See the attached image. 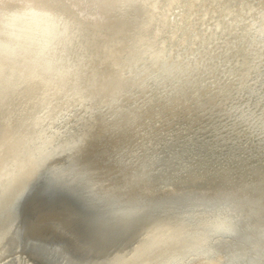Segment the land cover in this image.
I'll use <instances>...</instances> for the list:
<instances>
[{"label": "rangeland", "instance_id": "obj_1", "mask_svg": "<svg viewBox=\"0 0 264 264\" xmlns=\"http://www.w3.org/2000/svg\"><path fill=\"white\" fill-rule=\"evenodd\" d=\"M13 1L17 2L0 1V15L3 16L0 17V41L11 42L4 46L0 42L3 62L0 60V143L8 146L6 152V145H0V264H264V239H261L264 238V213L261 214L264 212V174L256 173H264V10L251 2L253 12L246 15L247 6L239 4L242 0H129L123 8V16L129 13L126 17L130 19L127 24L132 25L131 31L119 54L108 58L104 54L107 46L110 48L108 44L86 39L91 36L90 31L96 30L95 24L104 22L96 15L99 11L96 6L91 5L94 9L86 7L88 2L84 0H59L62 4L53 0L52 9L45 10L32 2L22 0V5L18 0L17 6ZM118 1L123 6L127 0ZM179 3L181 10L173 17ZM6 6L9 9L5 12ZM11 10L15 15L12 16ZM57 10L68 16L79 18L81 15L79 21H85L89 26L82 24L90 29L83 26H73V29L71 23L64 26L56 20L60 12ZM35 16H39L38 20L44 25L37 22ZM43 17L52 19L54 26ZM31 24L39 28L33 30ZM60 26L61 29L57 28ZM13 31L18 38L10 37ZM35 31H42L39 37ZM28 36L31 37L29 42ZM43 37L45 41H39ZM20 43L23 46L18 45ZM35 43L36 46L40 44L41 48L37 49L43 52L42 57L36 46L33 47ZM19 47L24 49L19 50ZM25 48L35 50L36 55L27 54ZM6 51L8 54L23 52L28 57L21 54L22 58L21 55L18 58V54L11 53L14 59ZM33 55L39 60L35 62ZM23 58L24 63L21 62ZM25 58H31L35 64ZM8 62L13 66L4 65ZM37 62L43 63L45 70L38 64L46 74L40 72ZM33 65L41 76L45 74L44 79L38 73L34 77L35 71H32L37 69L34 67L30 71L28 67ZM16 68L22 70L21 73L15 71ZM9 71L12 75L16 73L15 77ZM27 72L39 79V83L27 75L28 80L31 79L28 82ZM53 77L61 83L56 86ZM99 79L107 81V85ZM114 79L118 84H113ZM41 81L45 82L41 84ZM102 84L108 87L102 88ZM27 88H31L30 91ZM36 101L38 106L33 104ZM30 108L37 109L39 116ZM238 161L243 163L239 165ZM238 165L244 170L236 168ZM257 165H260L259 170ZM245 167L254 169L246 170ZM222 170L228 171L224 172L226 175ZM202 171L209 176L215 174L216 177L211 176L215 180L202 175ZM41 181L55 188L53 197L34 193V184ZM229 181H232L230 185L238 181L236 189L228 184ZM240 200L242 202H238ZM258 214L263 216L260 217L263 221ZM212 217L216 221L221 219V224ZM252 222L261 226H252ZM159 223L161 226L157 228ZM162 226H167L168 230ZM195 228L200 232H194ZM249 229L255 234L247 233ZM204 232L210 235L204 236ZM187 238L192 239L193 244L189 245ZM205 238L209 241L204 242ZM148 249L150 251H146ZM150 254L155 263L148 261L153 260Z\"/></svg>", "mask_w": 264, "mask_h": 264}, {"label": "bare ground", "instance_id": "obj_2", "mask_svg": "<svg viewBox=\"0 0 264 264\" xmlns=\"http://www.w3.org/2000/svg\"><path fill=\"white\" fill-rule=\"evenodd\" d=\"M0 1H1V0H0ZM4 1H6V0H4ZM16 1L18 2V0H16ZM24 1L32 2L33 4H35V6L38 5L39 7L43 8V9L45 8V10H46V8H48V9H52L51 7L53 6V5L51 6V4H52L51 1H53V0H24ZM57 1H59V0H57ZM57 1H56V2H57ZM60 1H63V0H60ZM60 1H59V2H60ZM65 1H66V0H65ZM79 1L81 2V1H83V0H79ZM128 1H129V0L125 1V2L123 3V6H121V5L119 4V1H118V0H87V1L84 0V1H83L84 3H85V2H88L87 5H89V6L86 5V7H90L91 5H92V6H96V7L98 8L97 10H99L98 13H97L96 15H98V17L100 16V17L104 20L103 23L100 22V23L98 24L97 22H99V21L96 22L97 24H95V26H94V27H96V30H95V31L93 30L92 32L90 31L91 36L88 37V38H86V39H87V40H90V41L94 40V41H96V42H100V43L102 42V43H104V44L106 43V46H107V44H108V45L110 46V48L107 46V48L105 49V52H104V54H105L106 56H108V58H109L110 56H114V54L118 53L120 50L123 49V47H124V42H125V39H126V36H127L128 33L131 31V30H130V28H131L130 26H132V25H129V23L127 24V21H128V20L130 21V19H128V18L126 17V16L129 15V13H128V15L123 16V14H125L123 8L126 6V4H127ZM11 2H12V0H11ZM17 2H14V1H13V3H16V5L18 4ZM19 2L22 3V0H21V1L19 0ZM56 2H55V3H56ZM83 2H82V3H83ZM136 2H137V1H136ZM2 3H3V2H2ZM2 3H1V4H2ZM8 3L10 4L9 1H8ZM8 3H7V4H8ZM50 3H51V4H50ZM55 3H54V4H55ZM60 3H61V2H60ZM62 3H63V2H62ZM62 3H61V4H62ZM65 3H67V2H65ZM82 3H81V4H82ZM84 3H83V4H84ZM138 3H139V2H138ZM56 4H57V3H56ZM61 4H59V5L61 6ZM67 4H68V3H67ZM129 4H130V3H129ZM136 4H137V3H136ZM5 5H6V4H5ZM11 5H12V4H11ZM13 5H14V4H13ZM22 5H23V3H22ZM59 5H58V6H59ZM2 6H3V5H1V7H2ZM14 6H15V5H14ZM17 6H18V5H17ZM19 6H20V5H19ZM31 6H32V5H31ZM79 6H80V5H79ZM92 6H91V7H92ZM120 6H121V7H120ZM134 6H135V5H134ZM6 7H7V6H6ZM11 7H12V6H11ZM20 7H23V6H20ZM27 7H28V6H27ZM68 7H69V6H68ZM84 7H85V5H84ZM86 7H85L84 9H86ZM144 7H145V6H144ZM2 8H3V7H2ZM15 8H16V7H15ZM24 8H26V7L24 6ZM24 8H23V9H24ZM28 8H29V7H28ZM64 8H65V7H64ZM70 8H71V7H70ZM70 8H68V9H70ZM76 8L78 9V7H76ZM92 8H93V7H92ZM125 8H126V7H125ZM3 9H4V8H3ZM7 9H9V8L7 7L6 10H4V11L6 12ZM13 9H14V8H13ZM13 9H12V10H13ZM17 9H20V8H17ZM23 9H20V10H23ZM43 9H42V11H44ZM56 9H58V7H57ZM62 9H63V8H62ZM77 9H76V10H77ZM89 9L92 10L91 8H88V10H89ZM93 9H94V8H93ZM117 9H119V10L121 11V13H119V11H118ZM136 9H137V8H136ZM1 10H2V9H1ZM12 10H11V11H12ZM60 10H61V9H60ZM60 10H59V11H60ZM88 10H86V11H88ZM137 10H138V9H137ZM2 11H3V10H2ZM8 11H9V10H8ZM11 11H10V12H11ZM36 11H37V10H36ZM49 11H51V10H49ZM57 11H58V10H57ZM59 11H58V12H59ZM61 11H62V10H61ZM61 11H60V13H61ZM133 11H134V10H133ZM140 11H141V10H140ZM12 12H13V13H12V16L15 15L14 11H12ZM17 12H19V11L17 10ZM20 12H22L21 14H24L23 11H20ZM28 12H29V11H28ZM45 12H46V11H45ZM47 12H48V10H47ZM52 12H53V11H52ZM62 12H63V11H62ZM73 12H75V11H73ZM73 12H72V13H73ZM81 12H82V11H81ZM84 12H85V11H84ZM94 12H95V11H94ZM94 12L92 11V13H94ZM0 13H1V12H0ZM3 13H4V12H3ZM3 13H2V14H3ZM33 13H34V12H33ZM40 13H41V12H40ZM48 13H49V12H48ZM50 13H51V12H50ZM50 13H49V14H50ZM54 13H55V12H54ZM65 13H66V12H65ZM85 13L87 14V12H85ZM85 13H84V15H85ZM4 14H5V13H4ZM8 14H9V12H8ZM16 14H17V13H16ZM27 14H28V13H27ZM30 14H31V13H30ZM51 14H52V13H51ZM51 14H50V15H51ZM56 14H57V13H56ZM56 14H55V15H56ZM67 14H68V13H67ZM88 14H89V13H88ZM126 14H127V13H126ZM5 15H6V14H5ZM5 15H4V16H5ZM28 15H29V14H28ZM28 15H26V17H27ZM40 15H41V14H40ZM42 15H43V14H42ZM55 15H54V16H55ZM70 15H71V13H70ZM76 15H77V14H76ZM79 15H80V14H79ZM84 15H83V17H84ZM101 15H102V16H101ZM1 16H2V15H0V17H1ZM6 16H7V15H6ZM9 16H11V15H9ZM12 16H11V18H12ZM77 16H78V15H77ZM80 16H81V15H80ZM80 16H79V19H80ZM93 16H94V15H93ZM2 17H3V16H2ZM15 17H16V16H14L13 18H15ZM24 17H25V16H24ZM50 17H51V16H50ZM69 17H70V16H69ZM5 18H6V17H5ZM16 18H18V16H17ZM29 18H30V17H29ZM39 18H40L39 16H35V20L37 19V20H36L37 22L40 20ZM41 18H42V17H41ZM43 18H44V17H43ZM54 18H55V17H54ZM54 18H53V19H54ZM85 18H86V17H84V19H85ZM90 18H91V17H89V19H90ZM94 18H95V17H94ZM3 19H4V18H3ZM19 19H20V17H19ZM26 19H27V18H26ZM31 19H32V18H31ZM38 19H39V20H38ZM47 19H48V20L50 21V23H52V25L54 26L52 19H49V18H47ZM47 19L44 18V20H47ZM98 19H99V18H98ZM7 20H8V19H7ZM9 20H10V22H11V19H10V18H9ZM13 20H14V19H13ZM23 20H24V19H23ZM44 20H43V21H44ZM48 20H47V21H48ZM56 20H57V19H56ZM87 20H88V19H87ZM96 20H97V19H96ZM96 20H95V21H96ZM100 20H101V19H100ZM28 21H29V20H28ZM28 21L25 20V22H28ZM81 21H82V20H81ZM129 21H128V22H129ZM5 22H6V21H5ZM10 22H9V23H10ZM13 22H14V21H13ZM39 22H40V21H39ZM41 22H42V20H41ZM41 22H40V23H41ZM84 22H85V21H84ZM91 22H92V19H91ZM9 23H6V24L8 25ZM30 23H33V21L31 20ZM48 23H49V22H48ZM101 23H102V24L105 23V26H101V25H102ZM136 23H137V22H136ZM27 24H28V23H27ZM42 24H43V22H42ZM45 24H46V23H45ZM56 24H57V23H56ZM61 24H62V23H61ZM90 24H91V23H90ZM4 25H5V23H4ZM31 25H32V24H31ZM37 25H38V24H37ZM43 25H44V24H43ZM47 25H48V24H47ZM68 25H69V23H68ZM87 25H88V24H87ZM13 26H14V25H13ZM13 26H12V27H13ZM22 26H23V27H25V26L27 27L26 24H25V26L21 24V27H22ZM28 26H29V25H28ZM40 26H41V25H40ZM61 26H62V25H61ZM61 26H60V27H57V28H61ZM64 26H66V25L64 24ZM64 26H62V27H64ZM88 26H89V25H88ZM21 27H20V28H21ZM36 27H37V26H35V28H36ZM44 27H45V26H44ZM44 27H42V28L45 29ZM51 27H52V26H51ZM70 27H71V26H70ZM72 27H73V26H72ZM94 27H93V28H94ZM122 27H123V28H122ZM3 28H4V27H3ZM5 28H6V27H5ZM33 28H34V25H32V29H33ZM35 28H34V29H35ZM37 28H39V27H37ZM42 28H40V29L42 30ZM64 28H65V27H64ZM64 28H62V29H64ZM67 28H68V27H67ZM67 28H65V29H67ZM75 28H76V27H75ZM91 28H92V27H91ZM0 29H2V28L0 27ZM21 29H22V28H21ZM27 29H28V28H27ZM32 29H30V32H29V33H32V32H31ZM34 29H33V30H34ZM65 29H64V30H65ZM68 29H69V28H68ZM68 29H67V30H68ZM73 29H74V27H73ZM4 30H5V29H4ZM7 30H8V28H7ZM25 30H26V28H25ZM37 30H39V29H37ZM58 30H59V29H58ZM69 30H71V29H69ZM1 31H2V30H1ZM9 31H10V28H9ZM22 31H23V29H22ZM22 31H19V32H22ZM39 31H40V30H39ZM44 31H45V30H44ZM48 31H49V30H48ZM52 31H53V29H52ZM3 32H4V31H3ZM25 32L27 33V30H26ZM33 32H34V31H33ZM35 32H37V31H35ZM41 32H42V31H41ZM41 32H39V33L37 32L39 35L36 36V37H39L40 34H41ZM75 32H76V30H75ZM78 32H79V31H78ZM15 33H17V32H15ZM15 33H14V31H13V32H12V35H13V36L10 34V35H11L10 37H12V38L14 37V38L16 39L17 35H16V37H15ZM22 33H23V32H22ZM61 33H62V32H61ZM85 33H86V32H85ZM1 34H2V33H1ZM6 34L8 35L7 32H6ZM45 34H46V32H45ZM51 34H52V33H51ZM53 34H54V33H53ZM77 34H78V33H77ZM81 34H82V33H81ZM4 35H5V34H4ZM7 35H6V37H7ZM35 35H37V34H35ZM35 35H34V36H35ZM47 35H50V33L47 34ZM69 35H70V34H69ZM88 35H89V34H88ZM30 36H31V35H30ZM32 36H33V35H32ZM32 36H31V37H32ZM1 37H2V35H1ZM10 37H7V39L10 38ZM31 37H30V38H31ZM49 37H50V36H49ZM49 37H48V38H49ZM17 38H18V37H17ZM25 38H26V37H25ZM28 38H29V36H28ZM30 38L28 39V42H29ZM32 38H34V37H32ZM41 38H42V37H41ZM41 38H40L39 41H41V40L45 41V40H44V37H43V39H41ZM48 38L46 37V39H48ZM58 38H59V37H58ZM4 39H5V38H4ZM20 39L22 40L21 37H20ZM23 39H24V38H23ZM77 39H78V38H77ZM2 40H3V37H2ZM21 40H20V41H21ZM24 40H25V39H24ZM24 40H22V41H24ZM48 40H49V39H48ZM62 40H63V39H62ZM18 41H19V40H18ZM25 41H26V40H25ZM0 42L2 43V41H0ZM6 42H9V41L7 40ZM6 42L4 41V43H6ZM13 42H14V41H13ZM30 42L33 43V41H30ZM34 42H35V41H34ZM59 42H60V41H59ZM86 42H87V41H86ZM86 42H85V43H86ZM4 43H2V45H3ZM9 43L11 44V42H9ZM15 43H16V42H15ZM25 43H27V42H25ZM25 43H24V44H25ZM31 43H30V44L28 43L29 46H31ZM49 43H50V42H49ZM6 44H8V43H6ZM13 44H14V43H13ZM13 44H12V45H13ZM81 44H82V43H81ZM90 44H92V42H90ZM18 45H22V43H20V44H18ZM18 45L15 44V46H17V47H18ZM36 45H37V44L35 43V45H33V47L36 46ZM39 45H40V44H38V46H36V48H35L37 51H39V50L37 49L38 47L41 48ZM60 45H61V44H60ZM84 45H87V43L84 44ZM92 45H93V44H92ZM94 45H95V44H94ZM3 46H4V45H3ZM7 46H8V45H7ZM22 46H23V45H22ZM46 46H47V45H46ZM53 46H54V45H53ZM71 46H72V45H71ZM106 46H105V47H106ZM5 47H6V46H5ZM11 47H12L11 45H10L8 48L6 47V48L8 49V52L10 51L9 48H11ZM17 47H14V48H17ZM24 47H25V45H24ZM24 47H19L18 49H19V50H20L21 48L24 49ZM27 47H28V46H27ZM93 47H94V46H93ZM14 48H13V49H14ZM51 48H52V47H51ZM81 48H84V47H81ZM97 48H98V47H97ZM3 49H4V48H3ZM7 49H6V50H7ZM18 49H16V51H17ZM23 49H22V50H23ZM25 49H26V48H25ZM85 49H86V46H85ZM22 50H21V51H22ZM26 50L29 51V52H28V51L26 52L27 54L29 53V54L32 55V53H33V54L36 55V53H35L36 51H35V50H34L35 52H34V51L32 52V51L29 50V49H26ZM102 50H103V49H102ZM21 51H20V52H21ZM51 51H52V50H51ZM61 51H62V50H61ZM81 51H82V50H81ZM96 51H97V50H96ZM3 52H4V51H3ZM8 52L6 51V54H7V55L13 53V52H11V53L8 54ZM30 52H31V53H30ZM39 52H41V53H39V54H40L39 57H40V56L42 55L43 52H42V51H39ZM58 52H59V51H58ZM86 52H87V51H86ZM79 53H80V51H79ZM98 53H99V52H98ZM1 54H2V53H1ZM13 54H15V55L18 54L19 56L16 55V56H18V58L20 57L21 54H23V56H24V55H27V54H25V53H23V52H22V53H18V52H16V53H13ZM13 54H11V55L13 56ZM88 54H89V52H88ZM88 54H87V55H88ZM118 54H119V53H118ZM4 55H5V54H4ZM11 55H9V56H11ZM35 55H33L34 57L32 56V57H33L32 59H35V62H36V61L39 60V59L36 60ZM45 55H46V54H45ZM80 55H81V54H80ZM9 56H8V57H9ZM12 56H11V57H12ZM42 56H43V55H42ZM42 56H41V57H42ZM81 56H82V55H81ZM88 56H89V55H88ZM117 56H118V55H117ZM0 57H1V56H0ZM2 57L7 58V56L5 57V56H3V55H2ZM11 57L9 58V60L12 59ZM13 57H14V56H13ZM27 57H28V55H27ZM29 57H30V56H29ZM84 57L87 58L86 56H84ZM93 57H94V56H93ZM18 58L16 57V60H18ZM20 58H22V55H21ZM43 58H44V57H43ZM76 58H77V57H76ZM89 58H90V57H89ZM89 58H88V59H89ZM14 59H15V57H14ZM25 59H26V58H25ZM28 59L30 60L31 58H28ZM28 59H26V60H28ZM32 59L30 60L31 62H32ZM80 59H81V58L79 57V60H80ZM117 59H118V58H117ZM0 60H1V59H0ZM4 60H5V59H4ZM4 60H3V61H4ZM20 60H21V59H20ZM23 60H24V58L21 60V62H22ZM40 60H41V58H40ZM42 60H43V59H42ZM42 60H41V61H42ZM58 60H60V59H58ZM84 60H85V59H84ZM91 60H92V59H91ZM97 60H98V59H97ZM5 61H6V60H5ZM24 61H25V60H24ZM24 61H23L22 63H24ZM30 61L28 62V64L30 63V65L32 66V64H31ZM48 61H49V60H48ZM68 61H69V60H68ZM71 61H72V60H71ZM81 61H82V60H81ZM110 61H111V60H110ZM116 61H117V60H116ZM1 62H2V60H1ZM16 62H17V61H16ZM21 62H20V63H21ZM35 62L33 61L32 63L35 64ZM84 62H85V61H84ZM84 62H83V63H84ZM86 62H88V61H86ZM86 62H85V63H86ZM117 62H118V61H117ZM18 63H19V62H18ZM18 63H17V64H18ZM38 63H40V62H37L36 64H38ZM43 63H45V62L43 61ZM43 63L41 62V63H40V64H41L40 66H42ZM79 63H80V61H79ZM94 63H95V62H94ZM101 63H102V62H101ZM108 63H109V62H108ZM2 64H3V62H2ZM5 64H9V66H10V65L13 66V64H11V62L4 63V65H5ZM15 64H16V63H15ZM28 64H27V65H28ZM48 64H50V63H48ZM65 64H66V63H65ZM81 64H82V63H81ZM96 64H97V62H96ZM106 64H107V63H106ZM18 65H19V64H18ZM18 65H17V66H18ZM24 65H25V64H24ZM76 65H77V62H76ZM87 65H88V64H87ZM87 65H86V66H87ZM14 66H15V65H14ZM20 66H21V64H20ZM31 66H28L29 69H30V71H32V70L34 69V67H35L34 65H33V67H31ZM38 66H39V64H38ZM40 66H39V67H40ZM83 66H84V65H83ZM88 66H89V65H88ZM88 66H87V67H88ZM107 66H108V65H107ZM6 67H8V66H6ZM15 67H16V66H15ZM24 67H26L27 70H28V67H27V66H24ZM36 67H37V66H36ZM36 67H35V68H36ZM68 67H69V66H68ZM80 67H81V66H80ZM102 67H103V65H102ZM9 68L12 69L13 67H12V68L9 67ZM22 68H23V66H22ZM62 68H63V67H62ZM66 68H67V67H66ZM78 68H79V67H78ZM83 68H86V67H83ZM104 68H105V67H104ZM106 68H107V67H106ZM10 69H9V70H10ZM16 69H17V68H16ZM36 69H37V70H33V71H32V72L35 71V75H34V77L37 75L36 73L39 74V72H38L39 69H38V68H36ZM40 69H41V67H40ZM45 69H46V68H44V65H43V70H45ZM81 69H82V67H81ZM81 69H80V71H81ZM101 69L104 70L103 68H101ZM110 69H111V67H110ZM14 70H15V69H14ZM24 70H25V68H24ZM96 70H97V69H96ZM114 70H116V68H115ZM10 71H13V70H10ZM10 71H9V72H10ZM15 71L18 72L19 70L17 69V70H15ZM20 71H22V70H20ZM20 71H19V72H20ZM30 71H29V72H30ZM54 71H55V70H54ZM110 71H111V70H110ZM116 71H117V70H116ZM116 71H115V72H116ZM23 72H25V71H23ZM23 72H22V74H23ZM40 72L43 73L44 71L42 72V69H41ZM46 72H47V71H45L44 73L46 74ZM52 72H53V71H52ZM57 72H58V71H57ZM62 72H63V71H62ZM98 72H99V71H98ZM98 72H97V73H98ZM115 72H114V73H115ZM12 73H13V75L11 74V72H10V75H12L13 77H15L16 73H14V72H12ZM20 73H21V72H20ZM60 73H61V72H60ZM110 73H111V72H110ZM110 73H109V75H110ZM116 73H117V72H116ZM116 73H115V75H116ZM24 74H25V73H24ZM24 74H23V75H24ZM29 74H31V73H29ZM29 74H28V72H27V74L25 75V77H27V75H29ZM45 74H44L43 76H41V75L39 74V76H40L42 79H44V78H45V77H44ZM57 74H58V73H57ZM92 74H93V73H92ZM95 74H96V73H95ZM99 74H100V73H99ZM104 74H107V73L104 72ZM19 75H20V74H19ZM31 75H32V74H31ZM47 75H48V74H47ZM47 75H46V76H47ZM49 75H50V74H49ZM52 75H53V74H52ZM100 75H101V74H100ZM62 76H63V74H62ZM62 76H61V77H62ZM95 76H96V75H94V77H95ZM102 76L104 77L105 75H102ZM112 76H113V75H112ZM112 76L110 75L111 79H112ZM29 77L33 78L34 80H37V79H35L34 77H32V76H30V75H29ZM37 77H38V76H37ZM37 77H36V78H37ZM43 77H44V78H43ZM47 77H48V76H47ZM47 77H46V78H47ZM56 77H60V76H56ZM98 77H99V76H98ZM98 77H97L96 79L94 78L95 81L98 79ZM103 77H102V78H103ZM114 77H115V76H114ZM20 78H21V76L19 77V79H20ZM38 78H39V77H38ZM53 78H54V77H53ZM21 79H22V81H23V78H21ZM28 79H29V78L27 77V80H28ZM55 79H56V78H54V81H55ZM61 79H62V78H61ZM116 79H117V78H116ZM46 80H47V79H46ZM46 80H45V81H46ZM50 80H51V79H50ZM109 80H110V78H109ZM109 80H108V81H109ZM25 81H26V80H25ZM25 81L23 82V85H25ZM30 81H31V79L28 80V82H30ZM32 81H33V80H32ZM37 81H38L37 83H39L40 80L38 79ZM45 81H41V84H42V82H45ZM48 81H49V80H48ZM54 81H53V82H54ZM97 81H98V80H97ZM99 81H100V79H99ZM100 82H102V79H101ZM100 82H98V83H100ZM103 82L105 83V82H107V81H103ZM103 82H102V83H103ZM112 82H113V81H112ZM115 82L118 84V81H115V79H114V83H113V84H115ZM35 83H36V82H35ZM35 83L33 82V84H34V85H33L34 88L36 87V86H35ZM51 83H52V81H51ZM56 83H59L58 80L55 81V85H56ZM60 83H61V82H60ZM60 83H59V84H60ZM92 83H93V82H92ZM95 83H96V82H95ZM95 83H94V84H95ZM30 84H31V86H30ZM30 84H27V87H28V85H29L30 87H32V83H30ZM45 84H46V83H45ZM52 84H54V83H52ZM52 84H51V85H52ZM87 84H88V83H87ZM100 84H101V83H100ZM105 84H106V83H105ZM108 84H109V82H108ZM110 84H112V83H110ZM55 85H54V86H55ZM97 85H98V84H97ZM106 85H107V84H106ZM106 85H104V86H105V87H108V86H106ZM37 86H38V85H37ZM43 86H45V85H43ZM56 86H57V85H56ZM58 86H59V85H58ZM104 86H103V84L101 85L102 88H103ZM109 86H110V85H109ZM113 86H114V85H113ZM113 86H112V88H113ZM117 86H118V85H117ZM117 86H116V87H117ZM49 87H50V86H49ZM52 87H53V86H52ZM38 88H40V87H38ZM99 88H100V87H99ZM110 88H111V87H110ZM112 88H111V90H112ZM114 88H115V87H114ZM27 89H28V88H27ZM29 89H31V88H29ZM29 89H28V91H30ZM35 89H36V88H35ZM35 89L32 88V91L35 90ZM41 89H42V87H41ZM41 89H40V90H41ZM50 89L52 90V88H50ZM86 89H87V88H86ZM86 89H85V90H86ZM36 90H37V89H36ZM56 90H57V88H56ZM85 90H84V91H85ZM93 90H94V89H93ZM103 90H104V89H102V91H103ZM21 91H22V90H21ZM25 91H26V90H25ZM38 91H39V90H38ZM60 91H61V90H60ZM88 91H89V90H88ZM94 91H96V90H94ZM100 91H101V90H100ZM23 92H24V91H23ZM56 92H57V91H56ZM58 92H59V91H58ZM96 92H97V91H96ZM108 92H109V91H108ZM110 92H112V91H110ZM110 92H109V93H110ZM114 92H115V91H114ZM26 93H28V92H26ZM39 93H40V92H39ZM52 93H53V92H52ZM90 93H91V92H90ZM97 93L99 94V91H98ZM97 93H96V97H98V96H97ZM21 94H22V92H21ZM36 94H37V93H36ZM92 94H93V93H92ZM101 94H102V93H101ZM23 95H28V94L23 93ZM33 95H34V94H33ZM102 95H103V94H102ZM53 96H54V95H53ZM55 96H56V95H55ZM55 96H54V97H55ZM83 96H86V95H83ZM92 96H95V94H94V95H91V97H92ZM107 96H108V95H107ZM15 97H16V96H15ZM27 97H28V96H26V98H27ZM54 97H53V98H54ZM81 97H82V96H81ZM89 97H90V95H89ZM91 97H90V98H91ZM108 97H110V96H108ZM23 98H24V97H23ZM26 98H25V99H26ZM28 98H29V97H28ZM28 98H27V99H28ZM32 98H35V97H32ZM32 98H31V100H32ZM92 98H93V97H92ZM92 98H91V99H92ZM102 98H103V97H102ZM105 98H106V96H105ZM21 99H22V98H21ZM27 99H26V100H27ZM82 99H83V98H82ZM95 99H96V98H95ZM98 99H99V97H98ZM106 99H107V98H106ZM34 100H35V99H34ZM41 100H42V99H41ZM99 100H100V99H99ZM38 101H39V99H38ZM43 101H44V100H43ZM43 101H42V102H43ZM93 101H94V100H93ZM95 101H96V100H95ZM106 101H107V100H106ZM22 102H23V101H22ZM28 102H29V101H28ZM30 102H31V101H30ZM40 102H41V101H40ZM97 102H98V100H97ZM100 102H101V101H100ZM100 102H98V103H100ZM102 102H103V101H102ZM16 103H17V102H16ZM25 103H26V102H25ZM17 104H19V103H17ZM17 104H16V106H17ZM21 104H22V103H21ZM27 104H28V103H27ZM33 104H37V101H36V103H33ZM38 104H39V103H38ZM38 104H37V106H38ZM96 104H97V103H96ZM28 105H29V104H28ZM44 105H45V104H44ZM98 105H99V104H98ZM98 105H97V106H98ZM9 106H10V105H9ZM11 106H13V105H11ZM42 106H43V103H42ZM13 107H14V106H13ZM13 107H11V108H13ZM18 107H20V106H18ZM35 107H36V106L34 105V108H35ZM2 108H3V107H2ZM21 108H22V106H21ZM25 108H26V107H25ZM34 108H33V109L30 108V109L33 110V111L35 112L37 109L34 110ZM38 108H39V107H38ZM7 109H8V108H7ZM9 109H10V108H9ZM26 109H28V107H27ZM26 109H25V110H26ZM30 109H29V111H30ZM39 109H40V108H39ZM211 109H212V108H211ZM10 110H11V109H10ZM10 110H9V111H10ZM15 110H16V108H15ZM27 111H28V110H27ZM39 111H40V110H39ZM208 111H209V110H208ZM2 112H3V111H2ZM14 112H15V111H14ZM14 112H13V113H14ZM16 112H17V111H16ZM236 112H237V111H236ZM6 113H7V112H6ZM11 113H12V112H11ZM20 113H21V112H20ZM25 113H26V112H25ZM35 114L38 115L39 113H37V111H36ZM198 114H199V113H198ZM263 114H264V113H263ZM9 115H10V114H9ZM17 115H18V114H17ZM27 115H28V114H27ZM13 116H14V115H13ZM18 116H19V115H18ZM38 116H39V115H38ZM196 116H197V115H196ZM196 116H194V117L197 118ZM21 117H22V116H21ZM190 117H191V116H190ZM17 118H18V117H17ZM25 118H26V117H25ZM192 118H193V117H191L190 119L192 120ZM195 118H194V119H195ZM202 118H203V117H202ZM14 119H15V118H14ZM22 119H23V118H22ZM25 120H26V119H25ZM199 120H200V119H199ZM216 120H217V119H216ZM1 121H2V120H1ZM3 121H4V120H3ZM19 121H20V119H19ZM26 121H27V120H26ZM26 121H24V122H26ZM205 122H206V121H205ZM1 124H2V123H1ZM20 124H21V123H20ZM25 124L27 125V123H24V125H25ZM29 124H30V123H29ZM4 125H5V123H4ZM4 125H2V126H4ZM22 125H23V124H22ZM24 125H23V126H24ZM16 126H17V124H16ZM17 127H19V125H18ZM3 128L5 129V126H4ZM21 128H22V127H21ZM21 128H20V129H21ZM23 128H24V127H23ZM14 129H15V128H14ZM14 129H13V130H14ZM17 129H19V128H17ZM15 130H16V129H15ZM15 130L13 131V134L17 131V130L15 131ZM21 130H22V129H21ZM19 131H20V130H19ZM7 133L9 134L10 132L8 131ZM7 133H6V134H7ZM8 134H7V135H8ZM10 134H11V133H10ZM17 134H18V133H17ZM11 135H12V134H11ZM11 135H10V136H11ZM15 135H16V133H15ZM190 135H191V134H190ZM2 137H3V136H2ZM186 137H187V136H186ZM3 138H4V137H3ZM14 138H15V137H14ZM16 138H19V137L17 136ZM191 138H192V137H191ZM7 139H8V137H7ZM16 140H17V139H16ZM262 140H264V139H262ZM11 141H12V138H11ZM13 142H14V141H13ZM17 142H18V141H16L15 143H17ZM259 143H260V142H259ZM263 143H264V142H263ZM3 144L6 145L5 143H3ZM9 144H11V143H9ZM0 145H2V144L0 143ZM4 145H2V146H4ZM14 145H15V144H14ZM185 146H186V145H185ZM185 146H183V147H185ZM6 147H8V146L6 145V146L4 147V149H5ZM11 149H12V148H11ZM263 149H264V147H263ZM5 150H6V149H5ZM8 150L10 151V148H9ZM3 151H4V150H3ZM252 151H253V150H252ZM6 152H7V150H6ZM6 152H5V154H6ZM6 155H7V154H6ZM6 155H5V156H6ZM180 159H181V158H180ZM258 159H259V158H258ZM262 160H263V159H262ZM180 161H182V160H180ZM250 161H251V160H250ZM255 161H256V160H255ZM1 162H2V161H1ZM1 162H0V163H1ZM236 162H237V161H236ZM236 162H233V163H236ZM238 162H239V161H238ZM230 163H231V162H230ZM230 163H229V165H230ZM241 163H243V162H241ZM241 163L239 162V165H240ZM245 163H247V162H245ZM224 164H225V163H224ZM231 164H232V163H231ZM237 164H238V163H237ZM237 164H236V165H237ZM1 165H2V164H1ZM226 165H227V163H226ZM229 165H228V166H229ZM236 165H235V166H236ZM239 165H238V167H236V168L241 169V168H239V167H240ZM247 165H248V164H247ZM260 165H261V164H260ZM260 165H259V166H260ZM228 166H227V167H228ZM248 166H250V165H248ZM252 166L255 167L253 164H252ZM257 166H258V165H257ZM259 166L257 167L258 170H259V168H260ZM219 167H220V166H219ZM231 167H232V166H231ZM231 167H230V169H231ZM253 167H252V168L249 167V168H251V169H249L248 167H247V168L245 167V168H246V170H247V169L252 170V169H254ZM263 167H264V166H263ZM221 168H222V167H221ZM221 168H219V169H220L219 172L221 171ZM223 168H224V166H223ZM225 168H226V166H225ZM232 168H235V167H232ZM236 168H235V170H236ZM255 168H256V167H255ZM238 169H237V171L239 172ZM242 169H243V168H242ZM242 169H241V170H242ZM261 169H262V168H261ZM261 169H260V170H261ZM223 170H224V169H223ZM223 170H222L223 173H224V172H228V171H226L227 169H226L225 171H223ZM228 170H229V167H228ZM233 170H234V169H233ZM235 170H234V171H235ZM243 170H244V169H243ZM243 170H242V171H243ZM258 170L255 169V171H258ZM263 170H264V169H263ZM189 171H190V170H188V173H189ZM217 171H218V170H217ZM217 171H216L215 173H218ZM255 171H254V172H255ZM199 172H200V171H199ZM202 172L204 173V171H202ZM202 172L199 173V174H202ZM205 172H206V171H205ZM209 172H210V171H209ZM254 172H250V173H253V175H254ZM185 173H186V172H185ZM220 173H221V172H220ZM232 173H236V172H232ZM232 173H231V174H232ZM247 173H248V172H247ZM256 173H257V174H258V173H260V174H261V173L264 174L262 171H261V172L259 171V172H256ZM256 173H255V174H256ZM3 174H4V173H3ZM182 174H183V173H182ZM197 174H198V173H197ZM199 174H198L199 177L202 176V175H206V173H204V174H202V175H199ZM224 174H225V173H224ZM231 174H230V175H231ZM238 174H239V173H238ZM241 174H242V173H241ZM243 174H244V173H243ZM245 174H246V173H245ZM0 175H1V174H0ZM210 175H211V174H210ZM212 175H213V174H212ZM212 175H211V176H212ZM214 175H215V174H214ZM214 175H213V176H214ZM222 175H223V174H222ZM225 175H226V174H225ZM228 175H229V174H228ZM233 175L235 176V174H233ZM233 175H231V176L233 177ZM236 175H237V174H236ZM239 175H240V174H239ZM176 176H177V175H176ZM193 176H194V175H193ZM196 176H197V175H196ZM206 176L208 177L209 175H206ZM206 176H204V178H205ZM211 176H209L208 178H210ZM240 176H241V175H240ZM262 176H263V175H262ZM262 176H261V177H262ZM174 177H175V176H174ZM182 177H183V176H182ZM207 177H206V178H207ZM215 177H216V175H215ZM217 177L220 178L221 175H220V176L217 175ZM237 177L240 178L239 176H237ZM259 177H260V176H259ZM261 177H260V178H261ZM176 178H177V177H176ZM191 178H192V177H191ZM195 178H196V177H195ZM211 178H212V177H211ZM223 178H224V177H223ZM260 178H259V179H260ZM174 179H175V178H174ZM188 179L190 180V178H188ZM212 179H214V177H213ZM212 179H210V180H212ZM230 179H231V178H230ZM168 180H169V179H168ZM214 180H215V179H214ZM217 180H218V179H217ZM219 180H220V179H219ZM251 180H252V179H251ZM254 180H255V179H254ZM224 181H227V180H224ZM244 181H245V180H244ZM244 181H242V182H244ZM262 181H263V180H262ZM199 182H200V181H199ZM220 182H221V181H220ZM236 182H238V181H235V183H236ZM242 182H240V183L242 184ZM246 182H247V180H246ZM249 182H250V180L248 181V183H249ZM251 182H252V181H251ZM171 183H172V182H171ZM221 183H223V181H222ZM229 183H232V181H229L228 184H229ZM235 183L232 184V185H234L233 187H232V185H230V184H229V185H230L233 189H234V187H235V189H236ZM224 184H227V182H225ZM249 184H250V183H249ZM166 185H167V184H166ZM220 185H221V184H220ZM247 185H248V184H247ZM254 185H255V184H254ZM257 185H258V184H257ZM262 185H263V184L261 183V186H260V187H262ZM179 186H180V185H179ZM258 186H259V185H258ZM263 186H264V185H263ZM183 187H184V186H183ZM185 187H186V186H185ZM216 187H217V186H216ZM237 187H238V186H237ZM181 188H182V187H181ZM256 188H257V187H256ZM224 189H225V188H224ZM241 189L243 190L242 186H241ZM241 189H240V190H241ZM259 189H260V188H259ZM246 190H247V189H246ZM244 191H245V189H244ZM254 191H255V190H254ZM263 191H264V190H262V193H263ZM209 192H210V191H209ZM235 192H236V193H237V192L240 193V191H238V190H235ZM235 192H234V193H235ZM260 192H261V191H260ZM244 193L246 194V191H245ZM205 194H206V193H205ZM232 194H233V193H231L230 195L233 196ZM240 194H241V193H240ZM242 194H243V193H242ZM252 194H253V193H252ZM244 196H245V195H244ZM244 196H243V197H244ZM220 197H221V196H220ZM238 197H239V196H238ZM232 198H234V196H233ZM235 198H237V194H236ZM250 198H251V196H250ZM242 199H243V198H242ZM244 199H246V198H244ZM247 199H248V198H247ZM261 199H262V198H261ZM228 200H229V199H228ZM235 200H236V199H235ZM262 200H264V199H262ZM229 201H230V200H229ZM229 201H228V202H229ZM233 201H234V200H232V202H233ZM236 201H237V200H236ZM245 201H246V200H244L243 202H245ZM247 201H248V200H247ZM258 201H259V200H258ZM238 202H242V201L240 200V201H238ZM249 202H250V201H248V204H249ZM255 202H256V201H255ZM229 203H230V202H229ZM233 203H236V202H233ZM246 203H247V202H246ZM260 203H261V202H260ZM243 204H245V203H243ZM227 205H228V204H227ZM235 205H239V204H235ZM235 205H234V206H235ZM245 205H246V204H245ZM249 205L252 206V205H253L252 202H251V204H249ZM249 205H248V208H249ZM224 206H225V205H224ZM253 206L256 207V205H253ZM260 206L262 207V205H260ZM260 206H258V207H260ZM246 207H247V206H246ZM228 208L230 209V207H228ZM235 208H237V207H235ZM253 208H254V207H253ZM256 208H257V207H256ZM220 209H221V208H220ZM221 210H222V209H221ZM249 210H250V209H247V211H249ZM252 210H253V209H252ZM247 211H246V212H247ZM257 212H260V211H257ZM244 213H245V212H244ZM249 213H250V212H249ZM249 213H247V214H249ZM255 213H256V211H254V214H255ZM263 213H264V212H262L261 214L263 215ZM233 214H234V213H233ZM256 214H257V213H256ZM256 214H255V216H256ZM261 214H260V215L258 214V216H259L258 218L263 217ZM202 215H204V214H202ZM205 215H206V214H205ZM214 215H215V214H214ZM214 215H213V216H214ZM243 215H244V214H243ZM250 215H252V213H251ZM250 215H249V216H250ZM193 217H194V216H193ZM201 217H202V216H201ZM215 217H216V216H215ZM217 217H218V216H217ZM256 217H257V216H256ZM256 217H253V218L255 219ZM190 218H191V217H190ZM198 218H199V215H198ZM206 218H209V216L207 217V215H206ZM206 218H205V220H206ZM212 218H213V217H212ZM231 218H232V217H231ZM241 218H242V217H241ZM251 218H252V216H251ZM191 219L193 220V218H191ZM200 219H201V218H200ZM200 219H199V220H200ZM209 219H210V218H209ZM213 219H214V218H213ZM213 219H212V221H213ZM215 219H216V218H215ZM215 219H214V221H216ZM222 219H223V218H222ZM238 219H240V218H238ZM188 220H190V219H188ZM194 220H195V218H194ZM202 220H203V218H202ZM219 220H221V219H219ZM219 220L216 221V222H217V223L220 222V224H221V221H219ZM246 220H247V219H246ZM250 220L252 221V219H250ZM250 220L248 219L247 221L249 222ZM256 220H257V223H258V220H259V219H256ZM260 220H262V218H260ZM260 220H259V223L262 224L261 222H262L263 220H262L261 222H260ZM184 221H185V220H184ZM196 221H198V219L195 220V222H196ZM206 221H207V220H206ZM212 221H211V222H212ZM239 221H240V220H239ZM242 221H243V220H241V222H242ZM164 222H165V221H164ZM185 222H186V221H185ZM199 222H201V220H200ZM224 222H225V221H224ZM224 222H223V223H224ZM226 222H227V221H226ZM253 222H255V221L253 220ZM253 222H252V224H251L252 226H253V224L255 225V223H253ZM161 223H163V222H161ZM161 223L157 224V228H158L159 226H161V225H160ZM167 223H168V222H167ZM167 223H165V225H166ZM187 223H188V222H187ZM209 223H210V222H209ZM209 223H207V225H208ZM212 223H215V222H212ZM212 223H211V224H212ZM217 223H216V225L219 226V224H217ZM263 223H264V222H263ZM163 224H164V223H163ZM163 224H162V225H163ZM169 224H170L169 226H172L171 224H173V223L170 222ZM189 224H191V223H189ZM194 224H195V223H194ZM260 224H259V225L256 224L255 226L258 225V226L260 227V226H261ZM158 225H159V226H158ZM180 225H182V223H180ZM180 225H178V226H180ZM184 225H185V223H184ZM192 225H193V224H192ZM205 225H206V224H205ZM212 225H213V224H212ZM212 225H211V227H212ZM222 225H223V224H222ZM244 225H245V224H244ZM251 225H250V227H252ZM263 225H264V224H263ZM174 226H175V225H173V227H174ZM193 226H194V225H193ZM213 226H214V225H213ZM220 226H221V225H220ZM255 226H254V227H255ZM258 226H257V228H258ZM162 227H164V226H162ZM162 227H160V229H162ZM165 227H166V228H165ZM165 227H164V228H165L166 230H168V229H167V226H165ZM188 227H190L189 230H190V229H191V231L193 230V229L191 228L192 226L189 225ZM214 227H215V226H214ZM247 227H248V226H247ZM254 227H252V228H254ZM155 228H156V227H155ZM157 228H156V230H157ZM169 228H170V227H169ZM183 228H184V227H183ZM185 228L187 229V225H186ZM197 228H198V227H197ZM202 228L204 229V226H203ZM208 228H209V226H208ZM248 228H249V227H248ZM160 229H159V230H160ZM170 229H171V228H170ZM170 229H169V231H170ZM186 229H185V233H186ZM203 229H201V230H203ZM205 229H207V226H206ZM209 229H211V228H209ZM159 230H158V231H159ZM175 230H176V229H175ZM178 230H179V228H178ZM178 230H177V231H178ZM181 230H182V229H181ZM211 230H212V229H211ZM249 230H251V231L248 232V230H247V233L250 234V233L252 232V233L255 234V232L252 231L253 229H249ZM169 231H167V232H169ZM173 231H174V229H173ZM195 231H196V228L194 229V232H195ZM205 231H206V230H205ZM149 232H151V231H149ZM154 232H155V231H154ZM156 232H157V231H156ZM165 232H166V231H165ZM197 232L199 233L200 231L198 230V231H196V233H197ZM212 232H213V230H212ZM263 232H264V231H263ZM161 233H162V230H161ZM170 233H174V232H170ZM175 233L178 234V232H175ZM182 233H184V232H182ZM182 233H181V234H182ZM189 233H190V232H189ZM196 233H195V235H196ZM207 233L209 234V232H207ZM207 233H206V234H207ZM152 234H153V232H152ZM155 234H156V233H155ZM158 234H160V233H158ZM164 234H165V233H164ZM167 234H168V233H166L165 236H166ZM190 234H191V233H190ZM193 234H194V233H193ZM193 234H191V235H193ZM200 234H201V233H200ZM202 234H203V231H202ZM206 234H205V232H204V236H206ZM257 234H258V233L256 232V235H257ZM260 234H261V233H260ZM162 235H163V234H162ZM185 235H187V234H184V236H185ZM209 235H210V234H209ZM251 235H252V234H251ZM251 235H250V238L253 236V235H252V236H251ZM151 236H152V235H151ZM156 236H157V234H156ZM165 236H163L162 238H164ZM175 236H176V235H175ZM175 236H174V237H175ZM179 236H180V234H179ZM182 236H183V235H182ZM182 236H181V237H182ZM188 236H189V234H188ZM198 236H199V235H198ZM202 236H203V235H202ZM259 236H260V235H259ZM259 236H258V237H259ZM261 236H263V233L261 234ZM148 237L150 238V236H147V239L150 240ZM153 237H154V236H153ZM174 237H171V238H174ZM176 237H177V236H176ZM176 237H175V238H176ZM181 237H180V238H181ZM191 237H192V236H191ZM200 237H201V236H200ZM207 237L209 238L210 236H207ZM258 237H256V238H258ZM263 237H264V236H263ZM175 238H174V239H175ZM180 238H177V241H178V239H180ZM183 238H184V237H183ZM188 238H190V237H188ZM188 238H187V240H189ZM202 238H203V237H202ZM208 238H207V239L205 238L206 240L204 239L203 241H204V242H205V241H209ZM250 238H249V239H250ZM252 238H253V237H252ZM254 238H255V235H254ZM174 239H172V240H174ZM195 239H196V237H195ZM261 239L263 240L264 238H261ZM261 239H260V237H259V238H258V241H259V240L261 241ZM154 240H155V238H154ZM163 240H164V239H163ZM163 240H162V241H163ZM170 240H171V239H170ZM181 240H182V239H181ZM187 240H186V241H187ZM200 240H202V239H200ZM255 240H257V239H255ZM145 241H146V239H145ZM150 241H151V240H150ZM166 241H168V239H166ZM189 241H190V240H189ZM198 241H199V240H198ZM260 241H259V242H260ZM143 242H144V241H143ZM143 242H142V243H143ZM160 242H161V240H160ZM170 242H171V241H170ZM175 242H176V241H174L173 243H175ZM178 242H179V241H178ZM182 242H183V241H182ZM182 242H181V243H182ZM195 242H196V241H195ZM195 242H194V243H195ZM201 242H202V241H201ZM259 242H258V243H259ZM142 243H141V244H142ZM162 243H164V242H162ZM183 243H184V242H183ZM186 243H187V242H185V244H186ZM190 243L193 244L192 239H191V241L189 242V245H191ZM206 243L208 244V242H206ZM206 243H205V244H206ZM141 244H140V246H141ZM144 244H145V242H144ZM158 244H159V243H158ZM165 244H166V243H165ZM175 244L177 245V243H175ZM195 244H196V243H195ZM197 244H199V243H197ZM197 244H196V245H197ZM203 244H204V243H203ZM154 245H156V244H154ZM160 245H161V243H160ZM162 245H164V244H162ZM170 245H172V243H171ZM173 245H174V244H173ZM176 245H174V246H175L174 248H176ZM183 245H184V244H183ZM189 245H188V246H189ZM199 245H200V244H199ZM254 245H255V244H254ZM256 245H257V244H256ZM143 246H144V245H143ZM143 246H141V247H143ZM147 246H148V245H147ZM149 246H151V244H149ZM165 246H167V245H165ZM180 246H182V245H180ZM188 246H187V247L184 246V248L186 247V249H188ZM201 246H202V245H201ZM201 246H198V247H201ZM151 247H152V246H151ZM155 247H156V246H155ZM159 247H160V246H159ZM161 247H162V246H161ZM168 247H170V246H168ZM172 247H173V246H172ZM178 247H179V246H178ZM194 247H195V246H194ZM205 247H206V246H205ZM257 247H258V246H257ZM138 248H140V247H138ZM138 248H137V249H138ZM144 248H145V247H144ZM147 248H148V247H147ZM153 248H154V246H153ZM180 248H181V247H179V249H180ZM201 248H202V247H201ZM201 248H200V249H201ZM137 249H136V250H137ZM141 249H142V248H141ZM149 249H150V247H149ZM149 249L146 250V251L153 250V249H150V250H149ZM157 249H158V248H157ZM164 249H165V248H164ZM170 249H171V248H170ZM170 249H169V250H170ZM179 249H178V251H181V250H182V249H180V250H179ZM196 249H197V248H196ZM136 250H135V251H136ZM138 250H140V249H138ZM169 250H167V251L169 252ZM174 250H175V249H174ZM176 250H177V249H176ZM146 251H144V253H145ZM155 251H156V250H155ZM162 251H163V250H162ZM162 251H161V252H162ZM165 251H166V250H165ZM187 251H188V250H187ZM198 251H200V250H198ZM142 252H143V251H142ZM151 252H152V251H151ZM172 252H174V251H172ZM172 252H171V253H172ZM176 252H177V251H176ZM182 252H183V251H182ZM191 252H192V251H191ZM140 253H141V252H140ZM144 253H143V254H144ZM152 253H153V252H152ZM162 253H163V252H162ZM177 253H178V252H177ZM177 253H176V254H177ZM132 254H134V253H132ZM138 254H139V253H138ZM138 254L136 253V255H138ZM143 254H140V255L142 256ZM148 254H149V252H148ZM155 254H157V253H155ZM168 254H169V253H168ZM168 254H166V255H168ZM179 254H180V253H179ZM179 254H178V257L180 256ZM181 254H183V253H181ZM134 255H135V254H134ZM134 255H133V256H134ZM140 255H139V256H140ZM144 255H145V254H144ZM151 255H152V254H150V258L153 259V257H151ZM157 255H158V254H157ZM157 255H156V256H157ZM163 255H164V254H163ZM171 255H172V254H171ZM183 255H184V254H183ZM133 256H132V259H133ZM141 256H140V258H141ZM146 256H147V252H146ZM146 256H144V257H145V260H147V259H146ZM152 256H153V255H152ZM154 256H155V255H154ZM181 256H182V255H181ZM120 257H121V256H120ZM120 257H119V258H120ZM122 257H123V256H122ZM122 257H121V259H122ZM135 257H137V256H134V258H135ZM144 257L142 256L143 259H144ZM147 257H148V256H147ZM168 257H169V256H168ZM175 257H176V256L174 255V258H175ZM182 257H183V256H182ZM182 257H181V259H182ZM154 258H157V257H154ZM158 258H159V256H158ZM121 259H120V260H121ZM128 259H129V257H128ZM143 259H141V260H143ZM169 259H171V258H169ZM135 260H136V259H135ZM141 260H138V261H141ZM159 260H160V258H159ZM125 261H126V260H125ZM138 261H137V262H138ZM148 261H154V263H155V260H154V259H153V260H148ZM156 261H158V260H156ZM132 262H134V259L132 260ZM137 262H136V263H137ZM162 262H164V261H162ZM166 262H167V261H166ZM134 263H135V262H134ZM134 263H133V264H134ZM138 263H140V262H138ZM138 263H137V264H138ZM145 263H146V262H145ZM149 263H151V262H149ZM160 263H161V262H160ZM141 264H143V263H141ZM147 264H148V263H147ZM155 264H156V263H155Z\"/></svg>", "mask_w": 264, "mask_h": 264}, {"label": "water", "instance_id": "obj_3", "mask_svg": "<svg viewBox=\"0 0 264 264\" xmlns=\"http://www.w3.org/2000/svg\"><path fill=\"white\" fill-rule=\"evenodd\" d=\"M251 2L254 3V5H253L254 7H257V8L264 10V1L263 0H242L239 4L241 5V3H242V7H244L245 5L247 6L246 8L248 10H246V12H245L246 15L253 12V9H251L252 8ZM181 7H182V4H180V3L176 5V7L174 8V11L172 13L173 17L178 15L179 11L181 10ZM58 16H59V18L57 20L58 21L60 20L59 23H64V24L65 23H71L72 26H74L76 28L77 27H80V28L84 27V29L88 28L85 25H83L86 23L82 22L81 20L79 21L78 17H74V16L69 17L68 15L62 14L60 12H59ZM94 17H96V16H94ZM224 24H226V23H224ZM224 24H222V25H224ZM88 29H90V28H88ZM34 193H39L40 195H43L46 197H53L54 194L56 193V190H55V188H53V186H50L49 184L41 181V182L34 184Z\"/></svg>", "mask_w": 264, "mask_h": 264}]
</instances>
